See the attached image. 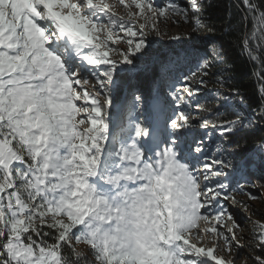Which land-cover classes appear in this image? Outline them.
<instances>
[{
    "label": "snow or ice",
    "instance_id": "6c2138e0",
    "mask_svg": "<svg viewBox=\"0 0 264 264\" xmlns=\"http://www.w3.org/2000/svg\"><path fill=\"white\" fill-rule=\"evenodd\" d=\"M118 3L126 15L108 0H0V264H237L241 226L222 202L241 204L233 193L264 168V136L240 154L257 125L230 111L238 89L200 103L230 82L222 53L174 51L147 92L131 83L148 32H200L203 2ZM237 11V46L264 81V0ZM252 239L241 264H264V223Z\"/></svg>",
    "mask_w": 264,
    "mask_h": 264
},
{
    "label": "trees",
    "instance_id": "16d2710c",
    "mask_svg": "<svg viewBox=\"0 0 264 264\" xmlns=\"http://www.w3.org/2000/svg\"><path fill=\"white\" fill-rule=\"evenodd\" d=\"M155 2L158 5L161 2L166 4L167 0H155ZM175 2L184 5L187 3V0H175ZM202 2L206 17L202 30L198 33H192L190 28H188L186 32H180L179 36L181 39L179 40L169 38L149 41L151 42L150 56L143 65L144 70L131 83L147 92L153 80L159 74L160 64L168 54L174 51L190 49L201 54L205 51L209 53L213 51L221 52L225 63L219 65V68L221 70L227 69V76L230 77V82L226 87H219L215 83L210 82L200 93V103L215 109L220 104V100L213 95L214 93H227L232 88L239 90V96H232L231 102L234 107L230 111H242L246 117L255 121L257 125L254 129L255 136H247L240 140V154L242 155L253 147L255 139L264 136V119H260L258 115V110L262 103L259 87L261 83H264L257 76V72L261 70L260 65L244 54L236 43V39L242 30L240 23L242 14L237 11L239 0H202ZM229 25H231V30L225 31V29L229 28ZM249 27H251L250 24ZM209 29H212V31H209ZM261 59L264 60V52L261 53ZM192 70L195 69L193 68ZM216 70L213 69V71ZM184 71H187V68ZM241 97L243 98V103H241ZM189 111L193 115L197 114L195 106L189 109ZM228 114L225 113L226 116ZM241 182L243 183V181ZM253 182L256 183L255 187L251 186ZM232 187H236L234 182L232 183ZM248 192H251L257 199H249ZM233 194L237 201L247 206L244 212L249 213L248 220H246L247 217L244 212L239 213L238 211L237 214L243 218L239 222L245 220L250 223L247 248L251 253H249L250 258H254L260 251L252 239L254 225L257 221L264 223V168L254 166L249 176V182L245 184L243 194L240 191H235ZM241 198L243 199L240 200ZM222 203L225 204V201Z\"/></svg>",
    "mask_w": 264,
    "mask_h": 264
},
{
    "label": "rangeland",
    "instance_id": "374dc122",
    "mask_svg": "<svg viewBox=\"0 0 264 264\" xmlns=\"http://www.w3.org/2000/svg\"><path fill=\"white\" fill-rule=\"evenodd\" d=\"M109 3H116V7H115V11L118 15H126L125 10L123 8V6H120L118 3V0H108ZM159 5H164L163 2H161ZM179 19V18H177ZM158 27L161 31V33H167L166 35L162 34L160 36H157L156 33L149 31L148 32V36L147 39L148 41H155L158 39H169L176 36L180 35V32H186L188 30V24H185L182 20L180 21V23H173L172 21H168V20H161L158 23ZM237 199L238 196H236ZM243 198H241L240 200H242ZM225 205L228 207L229 211L232 213L234 219L237 221L238 224H240L241 226V230H239L237 232V236L239 237H243V239L239 240L240 245H242V247H238L235 248L233 251V255L239 256L240 260L237 261V264H241V262L245 259V258H250V251L248 250L247 246H248V241H247V236L249 235L250 232V223L245 220H243L242 222H239V220H241L242 216H238L237 212L239 211V213H243L244 212V207H241V205L239 204H233L231 202V200L229 201H225ZM245 213V212H244ZM247 219H249V213H245ZM243 219V218H242ZM81 248H83V246H81ZM250 253V254H249ZM224 254V253H222Z\"/></svg>",
    "mask_w": 264,
    "mask_h": 264
}]
</instances>
